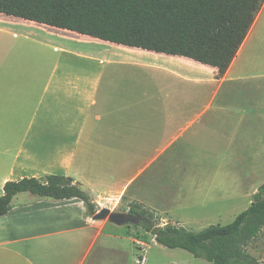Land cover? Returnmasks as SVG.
<instances>
[{"label": "crops", "instance_id": "obj_1", "mask_svg": "<svg viewBox=\"0 0 264 264\" xmlns=\"http://www.w3.org/2000/svg\"><path fill=\"white\" fill-rule=\"evenodd\" d=\"M217 72L0 12V195L8 180L63 175L101 208L159 211L166 152L183 163L238 161L246 138L264 128L231 102L246 85L264 92V5L226 73ZM12 204L0 216V264H138L146 245L132 235L146 230L95 220L77 197L21 192Z\"/></svg>", "mask_w": 264, "mask_h": 264}, {"label": "trees", "instance_id": "obj_2", "mask_svg": "<svg viewBox=\"0 0 264 264\" xmlns=\"http://www.w3.org/2000/svg\"><path fill=\"white\" fill-rule=\"evenodd\" d=\"M264 0H0V12L128 46L180 55L216 67L222 77L246 39ZM21 192L54 200L80 198L89 215L99 206L70 176L8 180L0 195V216ZM128 213L168 248H183L215 264H264L249 245L264 230V183L250 205L225 225L192 231L160 218L141 203Z\"/></svg>", "mask_w": 264, "mask_h": 264}, {"label": "rangeland", "instance_id": "obj_3", "mask_svg": "<svg viewBox=\"0 0 264 264\" xmlns=\"http://www.w3.org/2000/svg\"><path fill=\"white\" fill-rule=\"evenodd\" d=\"M231 102L245 109L246 122L257 120L260 124H264V92L251 91L246 85V90L234 94ZM250 129H246L245 133L252 132ZM255 135L257 138H250L249 141L246 138L245 153L243 154L242 151L239 154L238 161H233L236 156L234 154V157L230 155L228 162L183 163L169 161L170 157H174V148L166 152L163 157L164 162L158 163L159 168L162 169L159 172L165 178L163 184L165 196L161 202V209L159 208V211L156 209L157 212L152 211L157 215L160 214L161 217L169 218L171 223H178L192 231H201L211 224L225 225L232 222L250 205L254 193L264 183V128L259 133L255 132ZM258 135L262 138L260 139ZM254 143L256 146H253ZM202 166H205L206 172H210L208 176L199 177L191 173L192 170L195 172ZM177 193L181 196L176 203L173 199L176 198ZM204 198L206 204L199 207ZM119 206L113 205L111 209L125 211V203ZM162 223L161 220L160 224ZM115 225L110 224L112 227H116ZM127 226L145 230L142 226L134 224H125L118 229L126 233ZM132 235L146 244L144 248L141 247L147 250L146 264H215L205 258L196 257L189 250L165 247L156 241L151 232H134ZM248 250L264 261V230L249 245Z\"/></svg>", "mask_w": 264, "mask_h": 264}, {"label": "water", "instance_id": "obj_4", "mask_svg": "<svg viewBox=\"0 0 264 264\" xmlns=\"http://www.w3.org/2000/svg\"><path fill=\"white\" fill-rule=\"evenodd\" d=\"M95 220H108L117 225L125 224H139L143 218L141 216H135L128 212L115 211L109 207L100 208L93 216Z\"/></svg>", "mask_w": 264, "mask_h": 264}, {"label": "built area", "instance_id": "obj_5", "mask_svg": "<svg viewBox=\"0 0 264 264\" xmlns=\"http://www.w3.org/2000/svg\"><path fill=\"white\" fill-rule=\"evenodd\" d=\"M138 264H146L147 263V256H146V250H142L140 253V256L137 258Z\"/></svg>", "mask_w": 264, "mask_h": 264}]
</instances>
